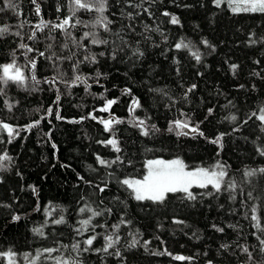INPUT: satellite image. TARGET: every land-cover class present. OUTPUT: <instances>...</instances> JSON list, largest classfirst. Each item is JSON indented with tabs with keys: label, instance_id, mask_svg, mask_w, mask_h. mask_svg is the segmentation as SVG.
Returning a JSON list of instances; mask_svg holds the SVG:
<instances>
[{
	"label": "trees",
	"instance_id": "obj_1",
	"mask_svg": "<svg viewBox=\"0 0 264 264\" xmlns=\"http://www.w3.org/2000/svg\"><path fill=\"white\" fill-rule=\"evenodd\" d=\"M15 2L21 15L0 12V26H10V33L21 31L24 39L21 41L11 34L0 38V64L11 62L12 50L20 42L29 44L36 50L28 53V57L36 60L35 75L40 83L33 91L32 70L27 65L24 50H17V64L28 80L26 88L11 83L7 86L5 95L0 96V120L22 129L33 121L40 120V123L20 131L12 143H7L6 134L0 139V154L6 152L11 157L0 162V251L16 252L17 264H28L23 254H30L31 259L38 249L44 248H57L59 251L53 252L52 257L71 258L80 264H209V261L211 264H264V253L256 239V235L264 238V232H258L250 219V208L255 204L264 226V174L244 175L245 170L264 167V156L256 151L257 146L264 147V132L255 117L248 120L253 111L258 113L259 107L264 105V13L234 14L226 2L217 8L212 0H145L143 7L150 8L152 13L149 18L142 9L128 8L125 0H109L105 15L114 21L111 30L92 29L108 44L89 45L92 53L104 51L106 55L98 57L97 64L85 62L79 67L82 75L94 76L97 70L105 75L99 84L89 79L92 87L85 92L83 84L69 85L74 76L73 63L82 61L89 53L73 46L60 33H52L55 39H49L48 29L37 32L35 40H28L32 25L37 24L40 17L36 16L31 0ZM37 2L45 20L56 21L57 17L69 14L68 0ZM2 4L0 0V6ZM58 5L60 12L56 11ZM136 11L141 15L132 21L121 15ZM165 11L176 15L180 24H170V18L161 15ZM77 16L91 23L97 14L81 11ZM21 21L29 23L18 29ZM129 24L134 32L128 28ZM157 28L160 31H156ZM86 30L89 29L81 25L71 31L79 39ZM250 37L257 43L250 44ZM205 39L212 47L201 43ZM180 40L189 43L190 50L177 51L174 45ZM65 42L69 43L68 49H62ZM49 44L53 45L51 50ZM137 48L144 53L142 57L133 55ZM113 49L117 50L115 60L111 58ZM52 51L58 56H70L73 52L77 55L72 60H57L54 65L45 58ZM197 51L201 55L200 63L192 55ZM39 52H44L45 57L39 56ZM230 64L238 65L235 74ZM53 77H58L54 84L45 82ZM193 84L196 88L187 93L185 99L187 89ZM124 89H130V94H122ZM58 95L60 100L54 103ZM133 97L141 105L134 115L148 118L147 123L154 124L159 131L142 136L139 129L129 123L132 117L128 108ZM5 99L14 105L12 112L4 106ZM105 99L118 102L110 113L96 111ZM49 108H52L51 114L47 111ZM209 108L213 109L211 115H208ZM57 111L62 119L56 118ZM181 112L186 116H181ZM89 113L105 119L111 114L124 121L114 126L119 153L111 146L97 143L111 138L113 133L105 132L97 120L87 118ZM231 115L237 120L226 119ZM189 117L192 125L199 124L203 136L189 132L187 136L177 137L175 132L167 131L170 121ZM245 120H248L246 124ZM234 128L239 130L233 131ZM221 133L224 135L219 144L210 142ZM117 155L123 163L110 168L96 161V156L112 161ZM175 158L183 160L189 169L212 168L218 162L224 165L226 181H234L237 186L232 193L236 199L231 200L226 190L207 195L212 191L209 187L193 188L197 194L195 201H185L177 194L164 204L137 202L118 182L142 177L147 160ZM81 176L84 180L79 179ZM105 183L106 190L100 192L96 185L103 187ZM249 192L252 199L248 198ZM86 205L104 212L92 221L94 225H106L96 227L95 233L99 235L94 249L103 247V236L112 234L111 225L121 218L131 222L121 226L120 242L108 253L77 252L71 247L80 241L83 248L82 241L95 234L91 229L83 235L75 231L80 228L79 221L90 215L79 212ZM45 208L52 212L51 216H45ZM13 215L20 219L13 221ZM61 215L65 223H51ZM174 218L185 223L174 224ZM213 225L224 231H216ZM40 227H43V237L32 232L33 228ZM129 233L141 244L128 248L132 239ZM144 240L151 241L147 250L142 246ZM224 244L228 245L226 249L221 247ZM244 246L252 253L251 259L242 251ZM165 248L173 256L192 257V260L177 261L168 255L151 254ZM117 250L120 257L115 255ZM37 264H54V261L45 254Z\"/></svg>",
	"mask_w": 264,
	"mask_h": 264
},
{
	"label": "snow or ice",
	"instance_id": "obj_2",
	"mask_svg": "<svg viewBox=\"0 0 264 264\" xmlns=\"http://www.w3.org/2000/svg\"><path fill=\"white\" fill-rule=\"evenodd\" d=\"M32 4L35 6V14L37 17H40L37 24L32 25V32L27 36L28 40H35L36 39V33L37 32H43L45 29L49 30V39L54 40L55 36L51 35L52 33H60L65 37V40L71 41V44L75 46L78 49H83L85 52L89 53L88 55L84 56V59L77 60L72 65V70L74 73V76L71 81V85L69 87L77 85V84H83L85 92H88L92 85L88 83L89 79H94L97 84L100 83V79L104 77V73L97 70L95 72L94 76L89 75H82L79 72V67L81 63H89V64H97L98 63V57H103L106 55L104 51H100L99 53H92L89 45L100 47L105 46L108 44L107 40H104L99 37L98 32L94 31L92 29L102 28L105 32L110 31V26L114 23L113 20H111L105 13L109 10V0H68V7H69V14L67 16H64L63 18L57 17L56 21H50L45 20L41 16V7L40 4L37 2V0H31ZM126 5L128 8L133 9H142L144 13H147L149 18L152 17V13L150 11V8L143 7V3L145 0H125ZM227 3L229 8L234 14H238L241 12H251V13H264V0H212V4L219 8L223 3ZM19 5L15 2V0H3L2 6H0V12L4 11H12L14 15L19 17L21 13L18 11ZM57 12L61 11V7L58 5L56 8ZM89 12V13H96L97 17L94 21L91 23L83 22L81 21L77 13L78 12ZM115 15V13H113ZM122 16L127 17L128 20L132 21L137 16L141 15L140 11L133 12H127V13H121ZM161 15L165 17H169V23L172 25H179L180 20L179 18L171 14L167 11L161 13ZM26 23H29L28 21H21L18 25V29H22ZM83 26L86 30L82 33V35L77 39L73 33L72 29H76L78 26ZM128 28L131 31H135V29L132 27L131 24L128 25ZM147 29V26H146ZM151 31V29H148ZM156 31H160L159 28L155 29ZM6 34L15 35L17 37L21 38V41H23L24 37L22 36L21 31H16L14 33H10V26L4 25L0 26V38H3ZM163 35V33H161ZM167 37H165V40ZM202 44H204L206 47H212L209 45L208 41L202 40ZM257 41L252 40L250 37V44H255ZM175 49L177 51L181 49H189L190 45L189 43H185L183 40H180L179 42L175 43L174 45ZM48 48L51 50L53 48L52 44L48 45ZM69 43L65 42L62 45V49H68ZM17 50H24V56L27 60V65L30 66V69L32 70L31 74V80L34 84L33 91L36 90L35 85H38L40 81L37 80L35 75V68H36V60L34 58L28 57V53H32L36 51L34 48H32L29 44H26L24 42H20L17 45L16 49L12 50V57L10 63H4L0 64V96L5 95V89L7 86L11 84H15L17 87L26 88V83L28 80V77L25 75V72L22 70L21 66L17 64L16 61V52ZM122 50V49H120ZM213 47V51H214ZM117 50L113 49L111 53V58L115 60L117 58L116 56ZM39 56L45 57L44 52H39ZM77 53L73 52L70 56H58L55 51H52L50 56H46L45 58L52 61L55 65V62L57 60H72L73 57H75ZM133 55L143 56L144 53L140 51L138 48L133 51ZM192 55L194 56L197 63L201 62V55L199 52H193ZM256 63H259V61H256ZM230 70L235 74L238 65L236 64H230L229 65ZM256 75H259V73H256ZM58 77H53L50 81H45L49 84H54L57 81ZM64 83H67L64 81ZM103 87V85H100ZM241 88H243V85H240ZM196 88V85L193 84L191 87L187 89V92L185 93V99H187V93L192 92ZM156 92H162L161 89H155ZM130 89H124L122 94H130ZM101 98L103 99V93L100 94ZM60 100L59 95L56 97V100L54 103H58ZM118 102L117 99H105V102L103 106L96 111L101 112H108L110 113V110L114 104ZM231 103V102H229ZM4 106L7 108L9 112H12L14 105L11 104L7 99L4 100ZM140 102L137 98L133 97L132 102L129 105L128 113L129 116L132 117V119L129 121V123L133 126L139 129L140 135L142 136H149L150 132H156L159 131V129L156 128L154 124L149 125L147 123V119H140L139 117H136L134 115L136 109L140 108ZM48 113L51 114L52 108H49ZM213 112L212 108L208 109V115H211ZM181 116H186L185 113L181 112ZM253 117H255L256 120L260 122V130L264 132V105L260 106L258 109V113L256 111H253L249 117L248 120H251ZM56 118L62 119L59 112L56 113ZM93 120H97L98 123L103 125V130L108 133H113V136L111 138H108L106 140L97 141V143L102 144L104 146H111V149L119 153L121 151L119 147L118 140L114 137V126L124 123L122 119L116 118L114 115L109 116V118H97L92 113H89L88 117ZM43 119V117H41ZM81 119H85V117H81ZM226 119H229L230 121H236L237 117L235 115H231L230 117H227ZM248 120H245L244 123L246 124ZM72 123H79V121H70ZM40 120L33 121L32 123L27 124L24 126V128H20L18 126H13L12 124L5 122L4 120H0V139H2L3 135H7V143H12V141L19 136L20 131L31 129L33 127H36L39 125ZM187 129L188 131H185ZM238 128H234L233 131H238ZM168 132H175L177 137L181 136H187L189 132L191 133H198L199 135L203 136L202 132H199V124L192 125L190 123V117L186 119H176L169 122V126L167 129ZM224 133H221L219 136H217L214 140L210 141L213 144H219L222 140ZM55 147V145H53ZM257 153L260 156H264V147L257 146L256 148ZM11 157L8 156V154L5 152L4 154H0V162L10 160ZM96 161L99 165L103 167H112V165L117 163H123V160L119 155L115 157L112 161H107L100 156H96ZM129 163H131L129 161ZM0 167H2V163H0ZM145 168V174L143 175L142 179H130V178H124L122 180H119V184L129 192V195L132 199H134L137 202H151L152 204H164L166 200L169 199L170 196H174L177 194H181L182 199L185 201H195L197 199V194H195L192 189L193 188H199V189H208L209 187L212 189V191L208 192L207 195H213L215 193H221L223 190H226L229 192V198L231 200H235L236 196L232 193L236 190V184L234 181H226L227 171L224 165L220 164L219 162L213 166L211 169L209 168H203V167H197L195 169L189 170L188 166L184 163L183 160L180 158H175L172 160H164V159H151L147 160L144 165ZM257 174H264V167H261L259 169H248L245 170L244 175L246 177H253ZM111 175V173H109ZM80 180H84V177H79ZM85 183L91 184V181H85ZM226 186V187H225ZM96 187L99 188L100 192H104L107 188V183L104 184L103 187H100L99 185H96ZM33 192H35V188H33ZM248 198L252 199V193L249 192ZM241 203H246L245 201H242ZM3 207H10V205H2ZM39 210V209H37ZM45 216L49 217L52 215V212L49 211L48 208L44 209ZM108 212H111V209H107ZM80 213H90V215L86 219H82L79 221L80 228H77L75 231L78 235H83L85 232L91 231L95 233L96 227H106V225L100 224V225H94L92 223L93 219L101 216L104 214L103 211H97L93 209L90 206H84L79 209ZM251 216L250 219L253 221V227L257 229L258 232H264V226H262L261 218L258 216V207L257 205L253 204L250 208ZM248 217V213H245V218ZM20 217L18 215H13L12 220L18 221ZM48 223V220H45V225ZM52 224L59 225L65 223L64 217L61 215L59 219H52ZM130 221H127L123 218L120 219V221L116 224L111 225V228L113 229L112 234H106L103 236L104 244L102 248H93L94 241H96L97 236L99 233H95L93 235L87 236L82 243L83 248H81V242L77 241L74 243L71 247L74 251H83V252H89V251H95V252H104L108 253L109 249H113L119 242H120V235L119 230L121 226H127L130 224ZM174 224H184L185 222L183 220L179 219H173ZM213 227L216 228V231L223 232V228H218L215 225ZM33 234L39 235L41 237L44 236L43 227L40 228H33L32 229ZM129 235L132 236L131 242L128 244V248H135L138 245L141 244V242L136 238L135 235L129 233ZM195 235V234H193ZM255 235V233H253ZM159 239V237H157ZM256 239L259 241L260 245V251L264 253V238H261L260 235H256ZM151 243L149 240L143 241V247L147 250V246ZM164 242L161 240V244ZM63 247L67 248V245H64ZM222 248H227L228 245L224 244L221 245ZM59 251L57 248H44L42 250H37V255L35 257H31L30 254L25 253L23 254V258L28 261V264H37V261L39 260L40 256L47 254V256L54 261V264H80V261L78 260H72L69 259H63L61 257H52V253ZM242 251L248 255L249 259L252 257V253L249 252L248 248L246 246L242 247ZM152 255L156 256H163L168 255L171 256L172 259L177 261H191L192 257H184L180 255L173 256L172 253L168 252L165 248L163 251H157L152 252ZM115 255L117 257L121 256L120 251H116ZM0 261H3V264H17V253L13 250L9 249L7 251H0ZM209 264H211V261H209Z\"/></svg>",
	"mask_w": 264,
	"mask_h": 264
},
{
	"label": "rangeland",
	"instance_id": "obj_3",
	"mask_svg": "<svg viewBox=\"0 0 264 264\" xmlns=\"http://www.w3.org/2000/svg\"><path fill=\"white\" fill-rule=\"evenodd\" d=\"M168 160H172V159H168ZM216 165V164H215ZM214 165V166H215ZM192 169H195V168H192ZM209 169H211V168H209ZM189 170H191V169H189ZM146 171V170H145ZM144 174H145V172H144ZM143 177V176H142ZM142 177H140V178H131V179H142Z\"/></svg>",
	"mask_w": 264,
	"mask_h": 264
}]
</instances>
